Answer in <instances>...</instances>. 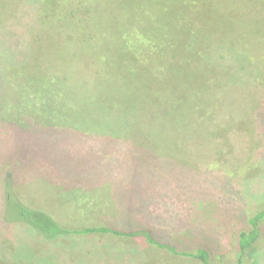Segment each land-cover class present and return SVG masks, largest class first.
I'll return each mask as SVG.
<instances>
[{
	"label": "rangeland",
	"instance_id": "1",
	"mask_svg": "<svg viewBox=\"0 0 264 264\" xmlns=\"http://www.w3.org/2000/svg\"><path fill=\"white\" fill-rule=\"evenodd\" d=\"M0 55V108L38 115L23 111L37 134L18 126L20 163L0 121V264H203L143 238L5 223L11 158L19 195L69 228H148L237 264L264 210V0H0ZM249 257L264 264V219Z\"/></svg>",
	"mask_w": 264,
	"mask_h": 264
},
{
	"label": "trees",
	"instance_id": "2",
	"mask_svg": "<svg viewBox=\"0 0 264 264\" xmlns=\"http://www.w3.org/2000/svg\"><path fill=\"white\" fill-rule=\"evenodd\" d=\"M10 46V45H9ZM6 53H10L9 56L15 57L17 55L16 52L13 53L12 49L9 48ZM1 58V55H0ZM7 71L3 70L1 72V75L6 76ZM3 108H7V106L4 104ZM1 107V105H0ZM85 107V106H84ZM2 108V107H1ZM0 108V121L3 124H9L8 126L12 128L10 138L13 141L12 142V148L10 149V153L17 154V161L20 163V161H23V155L24 152L22 151L23 147V140L21 139V135L19 134L18 126H22L21 131L25 132V135L31 134L30 137L36 136L37 131L33 129L34 124L36 123V120L30 119V122L32 123V128H25L23 126L24 124V112L27 110L30 112L32 117L38 118V115H35V111L33 109L28 108H18L16 111H13V108L8 109V114L6 116L5 109ZM80 108H78L79 110ZM105 109V108H103ZM120 110H123L125 108H119ZM166 109L165 113H167ZM81 111V109L79 110ZM178 111L177 114L179 116H187L189 113ZM23 114V117L20 116V114ZM86 113V112H85ZM81 114V113H79ZM3 118H1L2 116ZM7 117V120L5 119ZM23 118V119H21ZM184 119V118H183ZM35 122V123H34ZM56 125L62 126L61 123H55ZM109 126V124H107ZM30 130V131H28ZM35 131V132H31ZM5 159V157H3ZM6 163L4 162V168L6 169L3 174L2 178V188H3V206H4V214L2 215L3 221L7 222L8 224H15V225H25L30 230L36 232L37 234L41 235L43 238L48 240H54L61 236L69 235V234H77V235H89V234H113L117 237L123 236V237H137V238H143L148 242V244L155 245L158 248L161 249H168L172 251L173 253H181L183 255H190L193 257H202L203 264H210L209 263V257L210 253L205 248H198L196 252H190V251H184L179 252L175 245H172L164 240H161L157 238L150 229L148 228H137L132 230H122L117 229L111 226L107 225H96V226H90V227H83V228H69L62 223L58 221L56 216L51 213L48 210L36 207L25 201L17 192L15 184H14V177L15 173L14 170L11 167L12 164V158L6 159ZM64 183V182H63ZM2 204V203H1ZM1 213V212H0ZM264 219V210L255 214L252 218H250L249 222L252 224L253 228L251 231H243L240 234L239 240H238V246L239 251L237 254V264H252L249 254L252 253V247L254 242L256 241L258 234H259V222ZM5 222V223H6ZM11 247V246H9ZM8 247V248H9ZM15 248V247H14Z\"/></svg>",
	"mask_w": 264,
	"mask_h": 264
}]
</instances>
